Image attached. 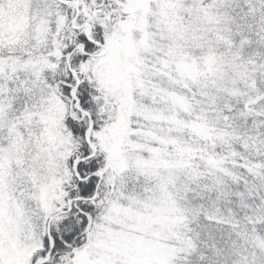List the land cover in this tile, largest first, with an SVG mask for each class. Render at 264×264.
Segmentation results:
<instances>
[{"label": "snow or ice", "instance_id": "1", "mask_svg": "<svg viewBox=\"0 0 264 264\" xmlns=\"http://www.w3.org/2000/svg\"><path fill=\"white\" fill-rule=\"evenodd\" d=\"M0 264H264V0H0Z\"/></svg>", "mask_w": 264, "mask_h": 264}]
</instances>
